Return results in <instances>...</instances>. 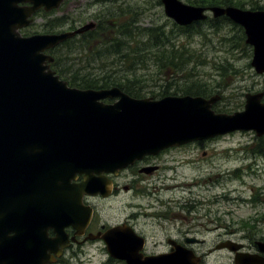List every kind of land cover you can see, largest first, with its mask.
I'll return each instance as SVG.
<instances>
[{"label": "water", "instance_id": "water-1", "mask_svg": "<svg viewBox=\"0 0 264 264\" xmlns=\"http://www.w3.org/2000/svg\"><path fill=\"white\" fill-rule=\"evenodd\" d=\"M63 2L0 0V207L3 210L4 199L9 194L32 195L35 201L40 197L35 210L39 213L31 228L46 226L37 221L39 218L46 222L51 214H58L63 221L68 217L71 220L60 229L55 227L59 237L70 225L82 235L92 217V210L83 206V196L96 195L98 191L108 194L105 180L94 177V173L115 172L168 147L236 131H255L258 137L264 136L263 93L248 94L243 112L216 114L212 105L219 97L210 100L190 96L134 99L117 87L69 88L50 70L48 62L54 59L43 52L94 30L96 23L57 35L26 38L19 32L32 24L31 18L38 10L45 8L51 12L59 9ZM162 2L167 16L180 26L208 19L207 8L187 5L180 0ZM210 11L215 18L227 16L245 28L247 44L254 46L252 66L263 74L264 11L218 6ZM106 98L120 100L113 105L100 102ZM59 171L61 180L56 181L54 173L57 175ZM74 173L84 174L85 181L68 188L66 181ZM48 177H51L50 184ZM57 198L70 199V210L74 211L58 212L61 206ZM1 213L6 220L5 212ZM0 227V264H33L32 260L24 262L21 255L12 262L6 261V236L3 225ZM26 236L27 232H20L14 242L24 245L29 239L24 241ZM98 238L106 242L111 257L127 264H201L202 261L193 250L178 246L174 241H171L175 246L171 254L146 256L143 253L146 240L127 225L111 228L104 235L88 237ZM259 245L264 252V243ZM11 248L19 247L12 244ZM222 248L237 252L236 264H264L263 257L239 253L240 244L227 241L218 246Z\"/></svg>", "mask_w": 264, "mask_h": 264}, {"label": "rangeland", "instance_id": "rangeland-1", "mask_svg": "<svg viewBox=\"0 0 264 264\" xmlns=\"http://www.w3.org/2000/svg\"><path fill=\"white\" fill-rule=\"evenodd\" d=\"M181 1L200 6L194 3L196 0ZM219 1L245 10L264 9V0ZM123 14L130 17L133 32L141 33L137 36L139 42L147 40L148 32L143 30L163 27L168 34L173 33L170 41L193 55L192 60L186 57L189 63L183 72L167 78L159 74L153 61L158 57L159 64L162 47H154L153 58L139 63V75L147 79L140 84L145 98L181 97L194 87L201 92H192V95L218 96L214 110L232 114L244 111L247 94L264 93V74H258L252 67L253 47L246 43L242 27L233 22L216 23L211 18L188 31L178 32L174 21L166 16L161 0H66L57 11L38 12L34 24L26 30L28 34L61 33L95 21L105 26V31L108 24ZM105 34L96 38L77 37L69 46L54 51L63 60L66 76L71 77V71L103 75L101 67L108 62L100 58ZM260 139L255 132H236L193 142L158 155L149 162L157 170L147 176H137L134 167L120 172L115 178L118 194L88 199L98 210L92 231L102 230L103 226L109 229L131 225L146 238L145 253L157 255L170 251L169 238L184 240L186 236L181 231L187 226L175 214L202 215V222L208 226L201 229L202 233L188 234L200 240L198 245L191 246L198 254H206L228 239L244 244L245 252L258 253L257 242H264V155L257 152ZM177 190L180 191L174 192ZM206 263L235 264L234 254L228 250L214 251ZM58 264L126 263L112 259L104 242L84 241L68 250Z\"/></svg>", "mask_w": 264, "mask_h": 264}, {"label": "trees", "instance_id": "trees-1", "mask_svg": "<svg viewBox=\"0 0 264 264\" xmlns=\"http://www.w3.org/2000/svg\"><path fill=\"white\" fill-rule=\"evenodd\" d=\"M194 3L201 6L228 5L225 4L226 2L219 0H196ZM220 21L230 22L227 18L213 20L216 23ZM201 24L197 23L196 25ZM131 25L130 17L123 14L120 19H115L108 24L107 30H103L105 26L101 27L98 25L96 30L83 35V37L96 38L99 34L106 33L102 41L103 49L101 53L103 57L100 58H104L108 62L103 63L101 67L102 70L100 73H103L102 76L83 75L80 71L73 72L70 69L72 72L71 77L68 78L70 84L83 89H100L118 86L134 97H145V95H142L144 87L140 84L146 82L147 79L144 78V75H139L141 71L139 63L142 62L144 64L147 58H153L152 49L154 47H162L163 55L159 57V64H157L158 57L153 58L155 65L158 66L159 74L167 78L175 77L186 69L185 67L189 63L186 57L192 60L193 55H190L186 48H182L181 46L177 47L173 41H170L169 38L172 37L173 33L168 34L163 27H158L155 30H143L148 32L147 40L145 42H139L138 37L141 33H134ZM196 25L186 28L179 27L176 24L174 26L177 31L179 30L178 32H182L188 31ZM95 38L93 40H96ZM70 43L71 41L63 46L67 47ZM106 54H108V57H104ZM54 67L58 73L62 75L66 73V68L60 57L56 60ZM67 73L69 74V72ZM128 76L135 79L128 80ZM192 88L194 87L186 90L188 94L201 92L200 89ZM257 146L259 148L257 152L264 155V138L259 140Z\"/></svg>", "mask_w": 264, "mask_h": 264}, {"label": "flooded vegetation", "instance_id": "flooded-vegetation-1", "mask_svg": "<svg viewBox=\"0 0 264 264\" xmlns=\"http://www.w3.org/2000/svg\"><path fill=\"white\" fill-rule=\"evenodd\" d=\"M158 156H155V157H153V156H148V157H145L144 158V160L143 161H141V162H137V163H135V165H133V166H131V167H129L130 169L132 168V167H134L133 169L135 170V172L136 171H138V173H136V175L137 174H140V175H142V176H147L148 175V173H152L153 171H156L157 170V167L156 168H154V167H151V166H149V162H151L153 159H155V158H157ZM144 166H149V167H144ZM118 176H120V174L118 175ZM118 176H114V175H110L109 176V178L113 181V187H112V194L114 195V193H119L120 192V190H119V185H118V183L116 182V180H115V178H117ZM138 176V175H137ZM82 178H80V180H81ZM106 188V187H105ZM128 188V187H127ZM177 188H179V187H175L174 189H177ZM170 189V188H169ZM168 189V190H169ZM106 191L108 192L109 190L106 188ZM180 190H177V191H174V192H179ZM94 198H97V199H101V198H104L103 196H101V195H99L98 197H89V196H86L85 197V203L87 204V205H90V206H92L91 204H90V202L88 201V199H94ZM93 207V206H92ZM94 208V207H93ZM94 210H95V208H94ZM164 218H167V216H163ZM180 217H182V219L180 218ZM175 218H178V219H180L181 220V222L185 225V226H187V228H185L183 231H181V233H184L186 236H185V238H184V240L183 239H174V238H169L168 239V243H170L169 241L170 240H172V239H174L176 242H177V244L178 245H181L182 247H189V248H191V246H194V245H198L199 243H200V240L198 239V238H196V237H189L188 236V234H191V233H202L203 231L201 230V229H204V227H207L208 226V224H204L203 222H202V219L204 218L202 215H197V216H192V217H190V216H188V215H184V216H180V215H178V214H175ZM96 223H97V217L94 215V217H93V219H92V222H91V224L89 225V227H88V229H87V234H89V233H94L93 231H92V229L96 226ZM209 223H212V221H210ZM208 230H211V229H208ZM100 231V230H99ZM99 231H96L95 233H98ZM66 232L68 233V235H69V238H70V240L75 236V230H74V228L73 227H68V228H66ZM86 234V235H87ZM86 235L85 236H83V237H78L77 238V241L74 243V244H72V246H70V248L69 249H71V248H73V246H75L76 244H79V243H81V244H83L84 243V240H85V238H86ZM56 237V234H55V232H54V230H52V229H49L48 230V234H47V238L49 239V240H51V239H54ZM193 239H196V241L195 242H191V240H193ZM81 240H83V241H81ZM228 240H230V239H228ZM181 241H184V243L185 244H183ZM51 244V243H50ZM258 247V246H257ZM59 249L61 248V246H59L58 247ZM172 248H173V245L171 244V249H170V251L168 252V253H170L171 252V250H172ZM245 245H244V248H243V250H245ZM259 249V248H258ZM214 251H216L215 249L214 250H210L208 253H206V254H200V255H202L203 256V262H202V264H207L206 263V259L214 252ZM196 252V251H195ZM245 252V251H244ZM246 253H251V252H246ZM65 254V253H64ZM197 254V253H196ZM251 254H260L259 253V250H258V253H251ZM260 255H263L264 256V254H260ZM235 256V255H234ZM64 258H65V256H63L62 258H58L57 259V262L56 263H59L60 261H62V260H64Z\"/></svg>", "mask_w": 264, "mask_h": 264}]
</instances>
